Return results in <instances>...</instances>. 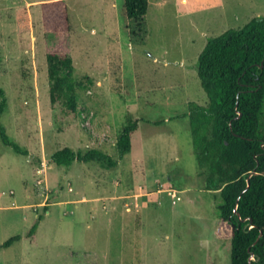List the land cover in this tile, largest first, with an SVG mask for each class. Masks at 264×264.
<instances>
[{
	"label": "rangeland",
	"instance_id": "rangeland-1",
	"mask_svg": "<svg viewBox=\"0 0 264 264\" xmlns=\"http://www.w3.org/2000/svg\"><path fill=\"white\" fill-rule=\"evenodd\" d=\"M48 1L0 0V124L27 151L0 142V246L21 237L0 249V264H230L221 199L204 190L187 115L207 103L196 74L207 40L264 17V0H148L144 37L122 0H65L77 98L67 115L49 102L46 55L61 36L41 25ZM128 117L138 127L121 158ZM62 148L118 164L58 167L50 157Z\"/></svg>",
	"mask_w": 264,
	"mask_h": 264
},
{
	"label": "trees",
	"instance_id": "trees-1",
	"mask_svg": "<svg viewBox=\"0 0 264 264\" xmlns=\"http://www.w3.org/2000/svg\"><path fill=\"white\" fill-rule=\"evenodd\" d=\"M122 2L123 14L134 25L133 36L144 37L148 0ZM21 12L24 22L19 28L23 29L28 19L25 9ZM40 14L44 31L61 36L54 51L46 55L50 105H60L66 115L75 113L72 60L65 54V37L71 31L66 1L43 2ZM196 74L207 103L189 106L192 151L204 176V190L221 199L217 207L219 229L228 231L230 264H264V17L208 39L197 58ZM6 108L5 92L0 87V116ZM137 127L138 120L128 117L115 142L119 157L130 153ZM0 142L17 155H27L8 139L1 124ZM50 161L66 168L74 162L97 163L105 169L118 164L96 149L74 152L62 148L51 155ZM41 219L39 215L36 221ZM36 228L37 223L28 238L34 237ZM20 240V236L12 237L0 249Z\"/></svg>",
	"mask_w": 264,
	"mask_h": 264
},
{
	"label": "built area",
	"instance_id": "built-area-1",
	"mask_svg": "<svg viewBox=\"0 0 264 264\" xmlns=\"http://www.w3.org/2000/svg\"><path fill=\"white\" fill-rule=\"evenodd\" d=\"M171 197H175V193L174 192H171Z\"/></svg>",
	"mask_w": 264,
	"mask_h": 264
},
{
	"label": "crops",
	"instance_id": "crops-1",
	"mask_svg": "<svg viewBox=\"0 0 264 264\" xmlns=\"http://www.w3.org/2000/svg\"><path fill=\"white\" fill-rule=\"evenodd\" d=\"M50 1H52V0H50ZM186 1L185 0H182V3H185ZM216 194V193H215Z\"/></svg>",
	"mask_w": 264,
	"mask_h": 264
},
{
	"label": "water",
	"instance_id": "water-1",
	"mask_svg": "<svg viewBox=\"0 0 264 264\" xmlns=\"http://www.w3.org/2000/svg\"><path fill=\"white\" fill-rule=\"evenodd\" d=\"M239 116H240V114H239Z\"/></svg>",
	"mask_w": 264,
	"mask_h": 264
}]
</instances>
